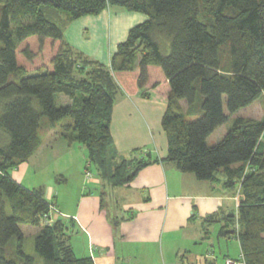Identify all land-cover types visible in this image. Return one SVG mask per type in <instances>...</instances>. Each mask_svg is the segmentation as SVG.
<instances>
[{
    "label": "trees",
    "instance_id": "1",
    "mask_svg": "<svg viewBox=\"0 0 264 264\" xmlns=\"http://www.w3.org/2000/svg\"><path fill=\"white\" fill-rule=\"evenodd\" d=\"M110 6L147 19L107 66L70 46L64 31ZM133 71L142 97L168 104L167 159L198 180L223 173L228 188L240 186L236 212L219 234L240 241L247 264H264V120L237 117L219 142L208 143L264 94V0H0V264H95L76 255L70 225L52 219L56 204L45 188L29 189L11 173L41 146L47 117L45 128L86 146L88 171L94 166L112 186H129L149 154L121 155L111 122L120 92L113 72ZM23 224L40 227L36 255L24 250Z\"/></svg>",
    "mask_w": 264,
    "mask_h": 264
},
{
    "label": "crops",
    "instance_id": "2",
    "mask_svg": "<svg viewBox=\"0 0 264 264\" xmlns=\"http://www.w3.org/2000/svg\"><path fill=\"white\" fill-rule=\"evenodd\" d=\"M146 19L143 13L110 6L98 14L68 22L64 36L73 48L110 66L118 44L127 39L132 27ZM113 75L120 86L111 122L116 148L124 156L143 150L149 154L150 163L129 186L122 187L112 186L98 173L87 177L88 158L80 163L84 172L80 194L63 210L64 221L71 229L69 242L76 255L92 257L95 264H186L182 252H191V244L197 246V252L189 255L196 263L189 264H218L219 258L215 259L206 246L213 237L210 226L219 223L217 232L221 237L226 215L235 203L238 205L240 186H236L235 197L236 191L225 185L223 173L214 181H203L180 171L167 159L169 140L162 124L167 102L140 95L137 71ZM44 132L40 133L42 144L36 153L11 173L20 183L30 171V163L57 157L60 149L69 153L76 148L77 142L68 144L59 127L46 128ZM61 178L68 182L64 175ZM54 184L45 189V197L51 201L60 182L56 179ZM210 215L215 216L213 222L207 221ZM39 230L40 227L35 228V235ZM241 251L240 244L239 254Z\"/></svg>",
    "mask_w": 264,
    "mask_h": 264
},
{
    "label": "rangeland",
    "instance_id": "3",
    "mask_svg": "<svg viewBox=\"0 0 264 264\" xmlns=\"http://www.w3.org/2000/svg\"><path fill=\"white\" fill-rule=\"evenodd\" d=\"M55 11L52 12L51 17L54 18ZM66 102L65 100L63 101ZM57 104L60 105V99L57 100ZM184 108L186 109V104H182ZM237 117H243L245 119H255V120H264V94L261 96L258 100H256L251 105L243 108L238 113L231 115V119L225 123L224 125L217 128V130L209 137L208 143L210 145H214L217 142H219L226 133L232 128L233 120ZM48 118L43 117L42 119V128L40 133L42 134L47 126ZM45 133V132H44ZM76 148L72 150L69 153H62V149H60L61 152H59L57 157H48L43 159H38L36 162L30 163L29 166H31L30 171L28 173H25L24 179L22 184L29 188H38V187H45L46 190H48L50 186L55 185V180L57 179L60 184H57L59 186L58 192L55 193V199L53 200L56 204L51 210L52 219H66L64 211L65 205L69 204V201L75 202V199H77V194H80V190L82 188L81 181L84 179V172L82 169V165L80 163H84L85 160L88 158V150L86 149V146L80 143L75 144ZM87 168V167H86ZM25 169L22 167V170ZM92 174H97V169L94 166H91L90 168ZM88 169L86 170V172ZM63 174L65 177H67L68 182L64 183L62 182ZM221 176V173H219ZM108 183V182H107ZM235 197H237V191L235 194ZM72 199V200H70ZM56 200V201H55ZM237 203H235L236 205ZM234 205L233 210L230 213L236 212L237 207ZM74 206V205H73ZM238 206V205H237ZM42 225V224H41ZM219 223H215L210 226V233L213 234V237L209 239L206 242V246L211 248L210 252H213L214 258H219L218 264H224L225 256L232 255L237 256L240 252V244L237 240V238H223L222 236H218L217 229L220 228ZM22 231L24 233L25 239H24V250L27 254L30 255H36L35 252V228L34 226L23 224L21 225ZM220 241H219V240ZM189 244V243H186ZM192 249L191 252L195 253L197 252V246L194 247L193 245H189ZM191 252H182L185 254V263H196L194 260L193 262L190 260V254ZM203 256V255H202ZM217 256V257H216ZM157 260H160L159 255L157 256ZM160 262V261H159ZM157 263V264H164V263ZM40 264V263H39Z\"/></svg>",
    "mask_w": 264,
    "mask_h": 264
},
{
    "label": "built area",
    "instance_id": "4",
    "mask_svg": "<svg viewBox=\"0 0 264 264\" xmlns=\"http://www.w3.org/2000/svg\"><path fill=\"white\" fill-rule=\"evenodd\" d=\"M86 175L89 178L92 177V173L90 171H87ZM224 264H247V261L244 253L241 251L237 257H225Z\"/></svg>",
    "mask_w": 264,
    "mask_h": 264
},
{
    "label": "water",
    "instance_id": "5",
    "mask_svg": "<svg viewBox=\"0 0 264 264\" xmlns=\"http://www.w3.org/2000/svg\"><path fill=\"white\" fill-rule=\"evenodd\" d=\"M231 232H232V233H234V231H233V230H231Z\"/></svg>",
    "mask_w": 264,
    "mask_h": 264
}]
</instances>
